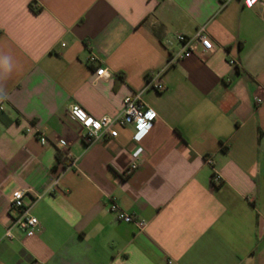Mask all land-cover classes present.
<instances>
[{
	"label": "crops",
	"instance_id": "crops-1",
	"mask_svg": "<svg viewBox=\"0 0 264 264\" xmlns=\"http://www.w3.org/2000/svg\"><path fill=\"white\" fill-rule=\"evenodd\" d=\"M202 27L214 50L170 66ZM0 90V264H264V0H0ZM136 93L157 120L127 175L134 125L86 143L68 110ZM18 190L39 225L7 238Z\"/></svg>",
	"mask_w": 264,
	"mask_h": 264
},
{
	"label": "built area",
	"instance_id": "built-area-1",
	"mask_svg": "<svg viewBox=\"0 0 264 264\" xmlns=\"http://www.w3.org/2000/svg\"><path fill=\"white\" fill-rule=\"evenodd\" d=\"M221 1L225 2L226 0ZM175 43L179 45V48L176 51H170V66L175 62L190 58L197 53H208L214 50V44L207 36L204 27L198 29L192 36L178 34L173 38H168L166 40V47L171 50ZM89 61L97 62L98 58L91 56ZM230 63L232 65L234 64V62ZM96 76L98 79L108 78L110 72L105 67L99 66L96 70ZM146 89L164 92L166 87L160 82V75H154L148 78ZM141 96L142 93H136L131 97H127L124 100V107L121 113L117 116L106 115L98 118L87 112L80 105H72L68 110V117L81 126L83 130L82 138L86 143H93L106 138H116L118 136V126L134 125L135 133L133 140L138 146L131 153L132 162L127 169V175L133 173L139 163L142 162L144 154V147L141 145L142 141L153 129L157 120L156 113L146 108ZM255 102L257 105L264 104V100L258 97L255 98ZM0 110H2V107H0ZM89 121L91 122L89 123ZM27 132L31 133V130L28 129ZM36 135L40 140H44L39 131L38 133L36 132ZM60 143L66 146L64 140H60ZM206 163L213 167V161L210 158L206 159ZM211 182L214 185H220L222 183V177L217 171H213ZM57 185L58 181L54 183L55 187ZM28 193V191L18 190L13 192L10 197V211L13 214V224L6 231L7 238L12 237L13 228L28 232L34 230L39 225L38 219L31 214V207L25 203ZM111 211L117 220L125 223H136L141 229L146 225L144 222L136 220L133 215L121 210L115 203L111 204Z\"/></svg>",
	"mask_w": 264,
	"mask_h": 264
},
{
	"label": "clouds",
	"instance_id": "clouds-1",
	"mask_svg": "<svg viewBox=\"0 0 264 264\" xmlns=\"http://www.w3.org/2000/svg\"><path fill=\"white\" fill-rule=\"evenodd\" d=\"M2 63L7 66L9 64V59L7 57H4L2 59ZM0 92H2V90H0Z\"/></svg>",
	"mask_w": 264,
	"mask_h": 264
},
{
	"label": "snow or ice",
	"instance_id": "snow-or-ice-1",
	"mask_svg": "<svg viewBox=\"0 0 264 264\" xmlns=\"http://www.w3.org/2000/svg\"><path fill=\"white\" fill-rule=\"evenodd\" d=\"M91 121H89V123H90Z\"/></svg>",
	"mask_w": 264,
	"mask_h": 264
}]
</instances>
